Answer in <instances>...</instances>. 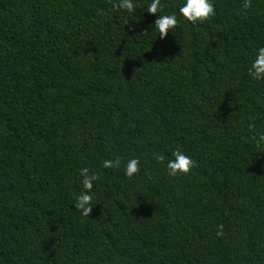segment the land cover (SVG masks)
I'll use <instances>...</instances> for the list:
<instances>
[{"label": "trees", "instance_id": "16d2710c", "mask_svg": "<svg viewBox=\"0 0 264 264\" xmlns=\"http://www.w3.org/2000/svg\"><path fill=\"white\" fill-rule=\"evenodd\" d=\"M120 3L0 0V264H264V79L247 71L264 0L196 22L183 0ZM176 149L196 164L169 176Z\"/></svg>", "mask_w": 264, "mask_h": 264}, {"label": "clouds", "instance_id": "9594fccd", "mask_svg": "<svg viewBox=\"0 0 264 264\" xmlns=\"http://www.w3.org/2000/svg\"><path fill=\"white\" fill-rule=\"evenodd\" d=\"M250 0H244V7L249 6ZM159 0H151V3L147 7L149 13H156ZM122 8L131 9L133 4L131 0H121L119 5ZM113 7H117L116 4ZM178 12L189 22L206 20L210 15L214 13L212 0H183V3L179 6ZM177 13L172 12L164 15L157 16L153 22V27L157 29V32L161 38L171 31L177 24ZM248 75L255 80L264 79V46L257 47L254 58L252 59L248 67ZM248 129H255L254 123L247 125ZM254 143L259 148H264V131L256 132L252 137ZM260 152V151H258ZM154 159L157 161L163 160V157L159 154H154ZM120 164V158L115 160H104L103 167H115ZM139 160L136 157L129 159L124 166V174L131 177L138 171ZM196 164V161L185 152L176 149L172 152V158L166 162V170L169 176H176L178 174H187L191 168ZM82 185L84 191L80 195L76 196L74 202V208L79 210L81 215L87 216L92 208L90 204L91 195L90 189L93 186V182L97 177L95 174H88V169H81ZM220 234L219 232L217 233Z\"/></svg>", "mask_w": 264, "mask_h": 264}]
</instances>
